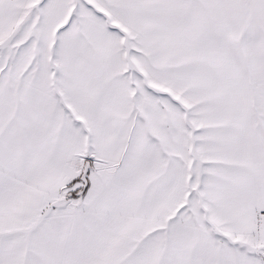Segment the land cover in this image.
Instances as JSON below:
<instances>
[{
	"label": "snow or ice",
	"instance_id": "1",
	"mask_svg": "<svg viewBox=\"0 0 264 264\" xmlns=\"http://www.w3.org/2000/svg\"><path fill=\"white\" fill-rule=\"evenodd\" d=\"M0 264H264V0H0Z\"/></svg>",
	"mask_w": 264,
	"mask_h": 264
}]
</instances>
